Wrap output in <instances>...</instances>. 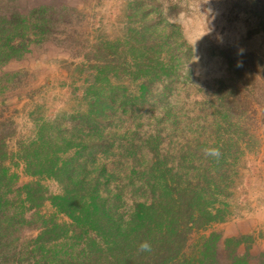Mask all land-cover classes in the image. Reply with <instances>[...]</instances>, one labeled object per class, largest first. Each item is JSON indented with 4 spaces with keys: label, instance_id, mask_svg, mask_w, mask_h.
<instances>
[{
    "label": "rangeland",
    "instance_id": "obj_1",
    "mask_svg": "<svg viewBox=\"0 0 264 264\" xmlns=\"http://www.w3.org/2000/svg\"><path fill=\"white\" fill-rule=\"evenodd\" d=\"M4 49L13 54L0 63L5 264H35L36 241L54 226L61 253L88 239L106 250L53 206L56 179L26 171L39 132L60 166L73 158L84 162L75 176L100 179L120 222L163 175L173 194L199 193L221 221L185 226L180 258L264 264V0H0ZM100 87L111 107L86 118Z\"/></svg>",
    "mask_w": 264,
    "mask_h": 264
},
{
    "label": "trees",
    "instance_id": "obj_2",
    "mask_svg": "<svg viewBox=\"0 0 264 264\" xmlns=\"http://www.w3.org/2000/svg\"><path fill=\"white\" fill-rule=\"evenodd\" d=\"M147 31L148 28L139 32L142 34L141 38ZM8 50L4 49L0 53L2 60L0 63H6L13 57L12 49L11 53ZM101 90V87L95 88L86 111V118H94L93 115L100 114L106 107H111L110 103L101 97ZM6 134H0V238L10 228L1 224L5 207L3 199L9 193V190L6 191L4 188L8 185L9 178L2 163L5 153L3 138ZM55 145L52 138L43 137V133L39 132V140L26 146L27 154L24 160L26 171L31 175L56 179L62 185L63 192L53 198V206L59 213L68 216L73 223L80 219L88 229L101 235L106 250L88 239L79 252L61 253L66 249L58 250L59 245H50L52 243L50 241L60 239L63 234L54 226L45 228L39 235L34 252L40 258L35 260V264H192L189 258L179 257L180 249L187 239L185 226L190 224L201 228L208 223L221 221L218 214H212L205 207L206 202L201 200L199 193L188 195L186 197L190 198L186 199L184 191L175 188L178 192L173 194L174 187L170 185L169 180L163 179L165 177L163 175L162 182L152 187L151 194L148 195L150 199L146 198L143 202L133 204L134 213L120 222V218L115 217L112 207L108 206L107 199L99 195L100 179L97 177L92 180L80 173L75 176L76 166L84 162L73 158H70L66 165L60 166L55 158L57 156L54 151ZM80 152L81 150H78L77 154ZM28 191L26 201L32 207H39L40 204H36L37 192ZM78 225L84 228L83 225ZM74 242L78 245L79 238L77 237ZM145 243L148 247H141ZM204 258L201 252L197 263L203 264ZM5 263L9 262L0 257V264Z\"/></svg>",
    "mask_w": 264,
    "mask_h": 264
},
{
    "label": "clouds",
    "instance_id": "obj_3",
    "mask_svg": "<svg viewBox=\"0 0 264 264\" xmlns=\"http://www.w3.org/2000/svg\"><path fill=\"white\" fill-rule=\"evenodd\" d=\"M141 247H143V248H147L148 245L145 243V244H142Z\"/></svg>",
    "mask_w": 264,
    "mask_h": 264
}]
</instances>
